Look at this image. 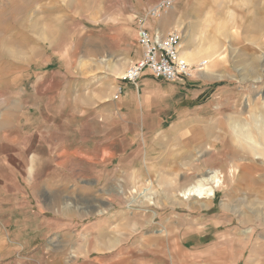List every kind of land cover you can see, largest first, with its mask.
Instances as JSON below:
<instances>
[{
    "label": "rangeland",
    "instance_id": "obj_1",
    "mask_svg": "<svg viewBox=\"0 0 264 264\" xmlns=\"http://www.w3.org/2000/svg\"><path fill=\"white\" fill-rule=\"evenodd\" d=\"M157 1L0 0V264H264V140L230 125L263 107L264 0H175L212 54L120 108ZM210 169V199L180 195Z\"/></svg>",
    "mask_w": 264,
    "mask_h": 264
},
{
    "label": "built area",
    "instance_id": "obj_2",
    "mask_svg": "<svg viewBox=\"0 0 264 264\" xmlns=\"http://www.w3.org/2000/svg\"><path fill=\"white\" fill-rule=\"evenodd\" d=\"M173 0H158L147 10L151 18L159 17L163 11L172 6ZM181 34L177 30L169 31L164 36L150 33L149 29L141 25L137 29L136 42L142 49V56L131 62L119 76L122 82L135 83L145 71L152 77L166 82L183 83L191 78L195 72L202 70L206 61L189 64L179 53ZM120 86L113 99L120 93Z\"/></svg>",
    "mask_w": 264,
    "mask_h": 264
},
{
    "label": "crops",
    "instance_id": "obj_3",
    "mask_svg": "<svg viewBox=\"0 0 264 264\" xmlns=\"http://www.w3.org/2000/svg\"><path fill=\"white\" fill-rule=\"evenodd\" d=\"M174 1L175 0H173L172 6L174 4ZM197 1L200 2L201 0H197ZM193 2H194V0H193ZM190 4H191V1L188 2L187 6L190 5ZM172 6L170 8H168L167 10H165L157 18V20L153 19V20H148L147 21V26L149 27L148 29H149L150 33H157V34H160V35L164 36L169 31L177 30L181 34L179 53L182 56V58L184 59V53H188V52H191V51H194V50H198L199 54L201 55L202 53L200 51V48H201L202 44L200 45V47H198V46L196 47L194 45H191L192 44L191 43L192 39H193V37H195L194 36L195 35L194 31L196 30V25L194 23H191V27L186 28V29H185V27L183 28V26L180 25L178 23V21H177L178 16H176V14L179 11H177L176 6H173V7ZM191 6H193V4ZM188 8L190 10V7H188ZM210 42L211 41H209L208 43L210 44ZM137 46L138 47L136 48V58H135V60L142 56V49H141V47L138 44H137ZM203 54H206V55L209 56V54H212V53H211L210 50L207 49L206 52L203 53ZM199 56L198 57H193V58L190 59V61H187V62L189 64H191V65L197 64L198 61L197 62H195V61L199 58ZM200 72H202V71L200 70V71L195 72V73L199 74ZM192 77L187 79V80H185V82H183V83L166 82V81H164L162 79L152 77L151 75H149V73L147 71H145L143 73V75L138 79L137 82H140L145 87H151L152 85L155 84V85H165V86L186 88V87H191L190 85H192L191 84V80L193 79ZM193 85H195V84H193ZM118 86H120V88H121L120 89V93H119V95H118V97L116 99H113L111 97V100L114 101L117 105H119L120 108L121 107L122 108L123 107H127L131 103H134L136 105H138V103H140V105H141L142 98L139 95V93H137L133 89L132 83L119 81L118 84L115 85V90L117 89ZM115 90H114V92H115ZM171 93L172 92L169 90V88H167V89H159V90L157 89V91L156 90L154 91L152 96H153L154 100L156 101V103L158 104V103L162 102L163 100H168L170 95H171ZM161 115H163V114H161ZM211 197L209 196V197H207V199L208 198L210 199ZM210 201H212V199ZM145 239H148V240H145V243H154L151 240L152 239L151 237H148V238L145 237Z\"/></svg>",
    "mask_w": 264,
    "mask_h": 264
},
{
    "label": "bare ground",
    "instance_id": "obj_4",
    "mask_svg": "<svg viewBox=\"0 0 264 264\" xmlns=\"http://www.w3.org/2000/svg\"><path fill=\"white\" fill-rule=\"evenodd\" d=\"M206 50L207 48H200L202 54L205 53ZM199 55L198 50H194L184 53V59L190 61L191 58L198 57ZM230 125L232 138L251 151H255L257 147H260V143L255 135L264 140V103L262 109L257 108L250 112L248 121L232 119L230 120ZM229 172L233 173V170L230 169ZM222 176L223 175L217 169H210L205 175L200 176L193 183L182 189L180 195L183 198H187L190 195L196 198H207L211 196L215 188L222 183Z\"/></svg>",
    "mask_w": 264,
    "mask_h": 264
}]
</instances>
